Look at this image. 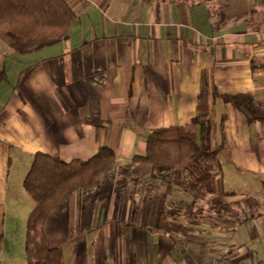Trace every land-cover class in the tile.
<instances>
[{
	"label": "crops",
	"instance_id": "crops-1",
	"mask_svg": "<svg viewBox=\"0 0 264 264\" xmlns=\"http://www.w3.org/2000/svg\"><path fill=\"white\" fill-rule=\"evenodd\" d=\"M66 1L65 38L29 52L0 38V264H13L23 214L11 184L32 155L86 159L103 146L114 162L44 222L62 264H264V118L221 97L248 93L264 110V0ZM199 111L216 191L194 199L133 156L150 130Z\"/></svg>",
	"mask_w": 264,
	"mask_h": 264
},
{
	"label": "trees",
	"instance_id": "trees-1",
	"mask_svg": "<svg viewBox=\"0 0 264 264\" xmlns=\"http://www.w3.org/2000/svg\"><path fill=\"white\" fill-rule=\"evenodd\" d=\"M76 15L66 0H0V38L18 52H29L66 37ZM5 73L0 69V81ZM248 121L264 118V110L248 93L221 94ZM206 111L188 124L150 130L143 155L133 159L152 165V177L177 184L194 199L216 191V152L211 148V124ZM114 162L112 149L103 146L86 159L65 161L56 155H32L22 187L34 205L25 224V264H62L56 247L48 246L44 222L48 214L72 191L90 186ZM218 209L227 204L214 198Z\"/></svg>",
	"mask_w": 264,
	"mask_h": 264
},
{
	"label": "rangeland",
	"instance_id": "rangeland-1",
	"mask_svg": "<svg viewBox=\"0 0 264 264\" xmlns=\"http://www.w3.org/2000/svg\"><path fill=\"white\" fill-rule=\"evenodd\" d=\"M29 165H30V163H29ZM22 181H23V179H18V178L16 179L15 178L13 180V183L11 184V188L13 190L14 196L20 193L17 196V207H18V211L23 214V216L19 215L20 216L19 222L17 224V228H15V233L13 235L12 241H11V243H9V245L7 246L6 251H5V252H8V254L10 256H12L11 260H13V264H25L24 252H23L24 238H25V224H26V220H27V217H28V214L30 211L26 214L27 211L22 212L21 210L22 209L25 210L28 207L31 210L33 208V205H34L33 201L30 199V197L25 193L24 190H22L23 189ZM74 191H72V192H74ZM5 258H6V260L4 261V264H9V262H7V255L6 254H5Z\"/></svg>",
	"mask_w": 264,
	"mask_h": 264
}]
</instances>
